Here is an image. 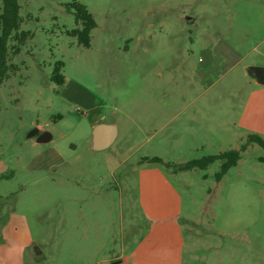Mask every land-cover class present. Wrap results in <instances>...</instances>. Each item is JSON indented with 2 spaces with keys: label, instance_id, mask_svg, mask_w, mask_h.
I'll return each mask as SVG.
<instances>
[{
  "label": "rangeland",
  "instance_id": "obj_1",
  "mask_svg": "<svg viewBox=\"0 0 264 264\" xmlns=\"http://www.w3.org/2000/svg\"><path fill=\"white\" fill-rule=\"evenodd\" d=\"M72 1L20 0L29 36L9 40L0 84V194L31 229L26 264H137L143 157L232 148L241 158L220 181L221 161L154 163L183 195L184 264H264V148L248 141L264 130L241 118L264 91L247 73L264 65V0H79L97 21L89 47L70 33ZM94 122L117 125L111 146L92 148ZM38 124L51 140L28 136Z\"/></svg>",
  "mask_w": 264,
  "mask_h": 264
},
{
  "label": "crops",
  "instance_id": "obj_2",
  "mask_svg": "<svg viewBox=\"0 0 264 264\" xmlns=\"http://www.w3.org/2000/svg\"><path fill=\"white\" fill-rule=\"evenodd\" d=\"M241 108L244 126L264 130V91L254 92ZM37 127L40 131L45 130L40 124ZM33 137L37 141V136ZM137 168L138 201L143 213L139 225L144 229V235L137 242L135 261L137 264H184L182 192L167 171L154 162L142 161ZM172 173L177 172L172 169ZM4 176L0 175L1 178ZM5 207L4 197L0 194V264H26L34 242L31 229L24 215L8 213Z\"/></svg>",
  "mask_w": 264,
  "mask_h": 264
},
{
  "label": "trees",
  "instance_id": "obj_3",
  "mask_svg": "<svg viewBox=\"0 0 264 264\" xmlns=\"http://www.w3.org/2000/svg\"><path fill=\"white\" fill-rule=\"evenodd\" d=\"M2 7L0 13V84L9 75L11 64L8 62L9 55V40L14 37L19 43H23L29 36V31L21 30L22 16L20 13V0H1ZM77 27L72 29L70 33L76 36L78 42L85 47L91 45V32L97 27V21L88 7L79 0H73L70 3ZM15 52H19L20 46L14 47ZM60 63H57L51 73L52 80L57 84L64 83V75L60 72ZM248 141L256 142L264 148V138L259 134H249ZM241 158V150L232 148L217 154L206 155L201 158H194L184 163L176 164L165 162L158 156L143 157L144 161L164 163L170 166L176 172L199 168L206 170L211 164L216 161H221L219 170L215 173V179L220 181L223 176L234 166L238 164ZM264 161V157H261Z\"/></svg>",
  "mask_w": 264,
  "mask_h": 264
},
{
  "label": "water",
  "instance_id": "obj_4",
  "mask_svg": "<svg viewBox=\"0 0 264 264\" xmlns=\"http://www.w3.org/2000/svg\"><path fill=\"white\" fill-rule=\"evenodd\" d=\"M247 73L254 76L259 84H264V65H251L247 68ZM118 135V128L115 123H97L92 130V147L95 150H102L109 147ZM29 137L37 136V141L47 142L52 138L48 130L40 131L38 127L32 129ZM114 261L112 264H118Z\"/></svg>",
  "mask_w": 264,
  "mask_h": 264
}]
</instances>
